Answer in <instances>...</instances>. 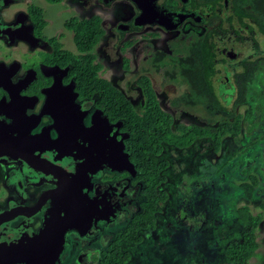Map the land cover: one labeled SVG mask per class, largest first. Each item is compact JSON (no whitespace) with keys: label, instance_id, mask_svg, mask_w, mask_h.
Returning a JSON list of instances; mask_svg holds the SVG:
<instances>
[{"label":"flooded vegetation","instance_id":"1","mask_svg":"<svg viewBox=\"0 0 264 264\" xmlns=\"http://www.w3.org/2000/svg\"><path fill=\"white\" fill-rule=\"evenodd\" d=\"M65 1L0 0V264H99L103 250L147 201L145 182L128 151L131 134L104 105V91L86 82L87 52L77 49L71 24L88 18L87 9L72 8L75 0H69L70 7L60 10ZM96 1L124 7L113 26L104 14L95 13L106 31L97 46L117 38L118 52L133 67L143 60L146 29H152L149 38L175 32L181 54L208 35L219 105L235 86L233 107L245 102H238L239 82L245 98L253 80L248 81L249 68L264 63V55L256 56L258 40H250L253 58L237 49L248 34L264 36L252 0ZM56 18L62 19L57 23ZM130 41L134 43L124 52ZM157 51L163 50L145 54L150 66L143 74L153 70ZM96 61L102 65L97 75L107 79L98 54ZM236 61L242 70L232 73L226 64ZM263 102L258 100L259 108ZM114 223L124 226L114 230Z\"/></svg>","mask_w":264,"mask_h":264},{"label":"rangeland","instance_id":"2","mask_svg":"<svg viewBox=\"0 0 264 264\" xmlns=\"http://www.w3.org/2000/svg\"><path fill=\"white\" fill-rule=\"evenodd\" d=\"M69 3V0L62 2L60 7L63 9L60 10L70 7ZM73 3L72 8L87 9L85 14L88 17L97 12L104 14L109 26L120 20L124 9L121 5L114 8L97 5L96 0H75ZM53 7L60 8L58 4ZM61 19L56 18V22L59 23ZM196 30L198 33L204 31L202 27ZM151 31H143V60L140 63L133 62L131 70L123 66L122 54L117 48L119 40L110 37L111 41L107 38L102 41L95 49L99 59L105 63L102 76L126 94L140 111L144 96L137 78L144 68L150 66L149 61H145L150 51L159 48L169 55L166 65L160 71L152 70L149 76L162 108L174 116L175 124L217 128L223 121L233 122L240 115L241 128L238 134L225 135L217 151L209 138L197 140L185 149L165 146L163 154L156 159L166 158L171 162L165 171L167 182L162 186L170 197L162 204L155 229L144 231V240L139 245H124L125 250L131 252L127 264H234L225 256L224 248L230 239L241 238L240 230L247 223L243 213L238 214L242 207H248L253 216H261L256 231L259 247L250 259V264H264V118L258 106V100L264 101V70L255 73L247 87L245 102L235 108L236 86L232 94L223 96L220 102L222 106L213 113L203 104L193 107L185 104L172 106V100L189 91L184 79L177 77L175 81H170L165 75L167 70H175L174 56L181 53L174 45L177 36L173 37L176 33L172 32L149 38L146 35H150ZM186 32L187 28L183 30V33ZM246 39L242 49H237L245 50L249 53L247 58H253L252 53L256 50H253L250 40H258L256 56L262 57L264 36L256 32L248 34ZM226 40L232 42L230 38ZM226 66L232 73L242 70L241 62ZM257 141L260 143L253 145ZM248 167L251 169L246 173ZM251 176L257 177L256 189L262 190L263 194L253 200L238 197L237 187L241 183L251 182ZM181 203V209L176 208ZM173 214L177 215L179 227L175 220L170 221V215ZM122 226L114 223L110 228L117 230Z\"/></svg>","mask_w":264,"mask_h":264},{"label":"trees","instance_id":"3","mask_svg":"<svg viewBox=\"0 0 264 264\" xmlns=\"http://www.w3.org/2000/svg\"><path fill=\"white\" fill-rule=\"evenodd\" d=\"M252 2L256 12L253 17L264 34V0H252ZM102 20L103 18L99 14L82 20H73L71 29L74 31V42L77 49L87 52L85 59L86 82L90 88L104 91V105L109 106L107 108L110 109L115 120L120 118L124 121L125 130L131 134L127 144L128 151L132 154L133 162L140 170L141 178L145 182L143 192L147 196V201L144 203L143 211L134 216L126 228L114 236V239L103 250L98 259L99 264H127L131 252L125 250L124 244L139 245L144 240L143 232L155 229L158 214L162 212V204L170 197L169 193L162 189V186L167 182L165 171L170 167L171 162L166 158L157 160L156 157L163 154L165 146L185 149L203 138L212 140L215 151H217L225 135L240 132L241 116H236L233 122L223 121L217 128L184 123L175 124L174 116L161 107L151 78L143 73L138 77L137 84L145 94L146 103L142 111H137L133 103L120 89L109 80L102 79L97 75V71L101 69L102 65L96 61L97 54L94 53V49L106 33ZM208 37L205 35L198 38L196 45L185 48L184 52L180 53L181 55L176 54L174 56L175 70L166 71L165 75L170 78V81H175L177 77H180L189 86L188 92L172 100L173 106L185 104L193 107L197 104H204L211 113L220 108L212 81L214 63L213 54L207 42ZM133 43L134 41L127 42L123 46V51L125 52ZM124 55L123 66L130 70L132 62L126 54ZM168 56L163 51L155 52L151 59L152 69L158 71L161 66L165 65ZM262 69H264V63L252 64L248 71V81L253 79L257 70ZM239 86L238 102H241L245 99L243 81L239 82ZM260 109L264 118V104L261 105ZM259 143L260 141H257L253 145ZM249 169L251 167L246 169V173ZM257 182V177L251 176V182L241 183L237 187L238 197H244L247 200L260 197L263 191L256 189ZM181 206L182 203L176 208L181 209ZM241 212L247 221L240 230L241 238L240 240L230 239L225 245L224 254L234 264H250V259L259 247L256 231L261 216H253L248 207L239 208L238 214ZM172 219L179 227L180 222H178L176 214L170 215V221ZM95 261H97L96 257Z\"/></svg>","mask_w":264,"mask_h":264},{"label":"water","instance_id":"4","mask_svg":"<svg viewBox=\"0 0 264 264\" xmlns=\"http://www.w3.org/2000/svg\"><path fill=\"white\" fill-rule=\"evenodd\" d=\"M62 225V224H61ZM60 226H58V229H59Z\"/></svg>","mask_w":264,"mask_h":264}]
</instances>
